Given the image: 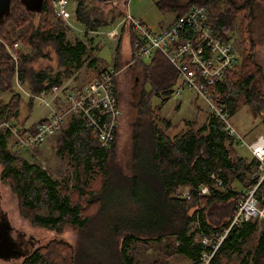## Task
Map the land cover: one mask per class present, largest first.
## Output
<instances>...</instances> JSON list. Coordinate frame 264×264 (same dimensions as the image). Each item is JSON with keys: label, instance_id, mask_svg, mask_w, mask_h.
<instances>
[{"label": "trees", "instance_id": "trees-1", "mask_svg": "<svg viewBox=\"0 0 264 264\" xmlns=\"http://www.w3.org/2000/svg\"><path fill=\"white\" fill-rule=\"evenodd\" d=\"M76 1L74 16L85 26V32L112 26L123 16L115 10L108 12L110 20L94 16L97 11L104 12L96 1L111 0ZM195 3L208 8L210 19L226 40L232 38V31L238 24L241 43L250 44L244 48L237 70L226 71L217 83L220 101L232 115L240 102L250 105L253 111L264 109L260 87L262 67L255 58L251 38L253 1H157L161 10L173 12L175 18ZM52 13L55 12L51 0H42L39 11L28 8L22 0H11L0 20V93L12 91L15 78L32 94L50 90L54 84L60 85V72L52 75L47 67L37 66L41 58L49 56L47 47H53L64 69L72 63H81L86 44L81 40L75 44L69 42L66 25L60 19L54 21ZM14 42L26 47V50L15 49L17 61L8 51ZM117 66L115 68L119 69ZM144 77L145 82L151 84V90L143 89L137 104L151 113L152 121L158 106L151 107V96L159 90L164 94L172 92L178 74L168 59L156 52L145 68ZM8 110L9 103H0V124L8 119ZM261 116L264 123V112ZM140 124H134L133 128V173L123 176L116 175L110 167L116 141L111 149L101 147L96 134L79 116H74L59 137L60 150L71 158L76 172L73 189L67 184L60 185L39 164L18 159L8 148L7 132L10 131L0 130L3 167L0 177L9 182L19 196L23 215L34 225L48 229L59 231L70 224L80 231L85 230L90 246L77 248L64 240L53 239L32 251L19 264H89L92 260L103 264H169L175 254L187 257L193 264H202V253L211 252L212 248L203 244L201 238H212L228 228L238 198L258 181V160L253 154L252 158L241 155L222 124L211 115L198 129L190 127L173 137L152 122L147 142L141 141L143 126L140 128ZM34 125L23 129L31 130ZM115 179L124 180L129 183L127 187H133L130 196H135V205L118 211L107 209L116 199L112 198ZM218 179L222 180L221 186L216 185ZM98 181L99 186L93 189ZM205 186L209 190L203 194L201 189ZM138 187H141L142 196L136 193ZM180 188L189 190L190 197L179 196ZM257 191L264 198V180ZM75 193L78 198L74 200ZM42 207H46L43 213L39 211ZM194 223H197V240L190 232ZM167 237H174L175 243L164 244ZM249 241H253L252 248L244 251L243 245ZM150 242L157 243L161 253L152 254L145 261L138 259L135 254L140 253L139 248H148ZM243 252L238 264H264V222L261 228L257 220L233 225L208 264H231L234 256ZM102 256L104 258H100Z\"/></svg>", "mask_w": 264, "mask_h": 264}, {"label": "rangeland", "instance_id": "rangeland-1", "mask_svg": "<svg viewBox=\"0 0 264 264\" xmlns=\"http://www.w3.org/2000/svg\"><path fill=\"white\" fill-rule=\"evenodd\" d=\"M158 0H111V1H96L98 6H102L103 11H97L94 16L96 18H107L110 20V16L107 15L111 10L118 12L129 13L134 18L143 19L148 23L147 25L152 30H159L170 20L172 13L169 11H163L157 5ZM186 1V0H181ZM241 1V0H239ZM25 5L30 9L38 6L39 0H23ZM76 0H69V10L73 14L70 21L67 22L61 19L58 15H53V20H62L65 26L66 38L69 42L74 43L79 40L84 41L87 45V49L83 55L84 59L92 58L98 51V57L107 63L112 61V51L115 45V41L105 36V39L96 37L100 35L92 32H85V26L76 20L74 16ZM260 6L254 13V18L251 24V38L253 43V50H255V58L262 67V79L260 81L261 97H264V2L260 1ZM201 5L200 3H195ZM194 5V4H192ZM191 7V6H190ZM99 10V9H98ZM187 11V10H186ZM185 11V12H186ZM103 16V17H102ZM122 17V16H121ZM120 17V18H121ZM118 18V17H117ZM119 19V18H118ZM117 20L115 21V23ZM115 23L113 25H115ZM112 26H102V31L113 28ZM102 34H105L102 32ZM233 44L235 45L239 54V63L234 70L238 68L244 55V48L249 47L250 44H242V35L238 24L232 31ZM101 42V43H100ZM19 43V50L24 49V45ZM252 45V44H251ZM100 46V48H99ZM49 56L41 58L37 64L38 67H47L50 74H54L57 70H62L63 67L58 62V57L55 54L53 47H47ZM26 50V47L25 49ZM27 50H29L27 48ZM30 51V50H29ZM32 52V51H30ZM90 61V59H88ZM147 57H143L138 63L131 66H124V70L121 72L118 80V89H120L124 101L123 115L121 118L120 129L117 135V140L112 151L110 158V167L112 172L116 175L130 176L132 171V158L134 149V124L141 123L140 128L143 126L142 142H147L150 136V127L152 122L159 128L165 131L170 137L176 134H181L188 128L192 127L198 129L204 123L207 122L209 117V111L207 110L206 101L196 92L188 90L183 87L181 82L174 84L172 92L164 94L162 90H159L157 94L151 96V107L156 108L157 111L151 121V113L148 110H143L137 104L139 99V92L144 88L145 77L142 66L148 62ZM65 69L62 71L64 72ZM239 71V69H238ZM145 89L151 90V84L146 83ZM179 93H176V90ZM12 91L7 93H0V103H9L8 119L6 121L15 122L16 125H23L22 120L29 118V123H37L39 119L46 116L51 106L40 104V98H36L32 93L15 78L12 84ZM19 93V95L17 94ZM51 94L47 96V99L52 101ZM55 100V98H54ZM241 100L243 98L241 97ZM261 105H263L261 103ZM33 108V109H32ZM50 108V109H49ZM30 112L32 114L30 115ZM264 109H258L253 111V108L243 102H240L239 107L232 115V119L240 132L247 138L251 139L256 134H264V123L261 113ZM27 118V119H28ZM69 120V119H67ZM151 121V122H150ZM168 123V124H167ZM31 124V125H32ZM66 125L62 124L61 130L56 132L40 147L33 149H27L21 147L15 142L12 136L9 138L8 148L9 150L18 156V159H27L29 162L39 164L44 170H46L52 179L57 180L60 185L67 184L69 189H73L76 184V172L72 164L71 158L66 155V152L61 151V143L59 137L62 134V130ZM0 130L5 132V127H0ZM237 151L248 158H252V153L247 147H241L236 145ZM143 164L141 161L140 164ZM19 166V162L17 163ZM2 164L0 163V175L2 172ZM117 178V177H116ZM124 180L113 181L114 193L112 198H116L107 207L112 211H118V209L128 208L131 205H135V196H130L133 187H127L129 183ZM99 184L96 183L93 187L95 189ZM234 186V183H232ZM99 186V185H98ZM240 187V186H239ZM137 195L142 196L141 187L137 188ZM179 196H184L187 193V189L180 188ZM78 196L73 194L75 200ZM261 205H264V198ZM46 207H42L39 211L45 212ZM114 213V212H113ZM105 220V219H104ZM103 220V221H104ZM259 228L262 227L264 218L258 219ZM8 223L9 225V237L12 238L14 244H12V255L9 253L7 257H0V264H19L23 259L29 255L32 251L46 245L53 239L64 240L68 243L75 245L77 248H89L88 239L86 238L87 232L85 230L80 231L78 228L73 227L70 224H66L63 229L57 231L54 229L44 228L38 225H34L25 215H23L19 196L14 191L9 182L2 181L0 177V225ZM102 223V221L100 222ZM197 223L192 224L190 232L194 233V239H199V235L195 234ZM98 222H96V225ZM174 237H167L163 240L164 244L175 243ZM163 244V245H164ZM253 241L246 242L243 245L244 251L252 248ZM148 248L140 247L139 254H135L138 259L144 260L148 256L154 254L159 255L161 252L159 245L155 242H150ZM4 253V252H3ZM18 253L20 256H15ZM243 253L234 256L231 264H238ZM100 258H104L103 256ZM169 264H193L191 260L182 255H172Z\"/></svg>", "mask_w": 264, "mask_h": 264}, {"label": "built area", "instance_id": "built-area-1", "mask_svg": "<svg viewBox=\"0 0 264 264\" xmlns=\"http://www.w3.org/2000/svg\"><path fill=\"white\" fill-rule=\"evenodd\" d=\"M51 6L61 19L70 21L73 14L69 10V0H51ZM123 21H127L133 30V60L152 58L156 52L162 53L177 71L175 84L181 82L183 87L200 95L207 103L209 114L222 124L226 135L236 145L247 147L258 160V181L238 198L228 228L212 238H201L203 244L212 248L211 252L202 253V264H208L233 225L264 218V205H261L263 197L257 191L264 180V134L247 139L235 125L230 110L220 101L221 95L216 88L225 72L237 67L239 54L232 40H226L216 29L208 8L202 4L192 5L157 31L129 13L124 14ZM18 46L19 43L14 42L13 47H8L9 54L15 61L18 59L15 52ZM118 73L119 69L107 67L82 90H68V103L63 110L55 109L51 104L60 92L67 89V85L54 84L50 90L32 94L46 106H51L48 115L35 123L31 130H24L10 121H3L0 127L8 129L21 147L33 149L58 132L67 116L77 115L96 134L100 146L111 149L117 138L122 115L119 100L113 90ZM176 93H179L178 89ZM50 94L52 101L47 99ZM216 185L221 186L222 180L218 179ZM208 190L205 186L201 192L206 194ZM184 196L190 197L189 190Z\"/></svg>", "mask_w": 264, "mask_h": 264}, {"label": "crops", "instance_id": "crops-1", "mask_svg": "<svg viewBox=\"0 0 264 264\" xmlns=\"http://www.w3.org/2000/svg\"><path fill=\"white\" fill-rule=\"evenodd\" d=\"M126 13H127V11H126ZM171 13H172V15L170 17V20L166 24L171 23L175 19V15L173 14V12H171ZM123 16L121 18L117 19V22L115 23V25H113L112 29L105 30V31H102L101 29H99V30L93 31L94 34L95 33L100 34V35H95V38L100 37L102 39H105V36H106L109 39L115 41V45H114V48L112 51L111 63H107L98 57V51H99V49H98V51L96 52L95 55L92 56V58H88V59H90V61L88 59H84L83 56H81L82 60H81V63L79 65L76 62L72 63V64H70V67H67V69L64 70V72L62 70L65 68V66L62 65V67H63L62 70H57L56 72H54V74L60 72L61 84L67 85V89L60 92V94L55 98V100H53V107L55 109L63 110L66 107V105L68 103L67 98H66V93L68 90L78 92V91L82 90L83 87L87 83H89L94 78L98 77L100 72L103 69H105L107 67H111V66L115 67L118 65L119 66V73H118L116 80L114 82V87H115V92H116V90L118 89L117 88L118 87V80H119L121 72L124 70L125 64H126V66L129 67L132 64H136L140 61V60H133L132 40H133L134 34H133V30H132L131 26L128 24V22L123 21ZM144 22L146 23V21H144ZM146 24H148V23H146ZM102 32L105 34H102ZM82 42L85 43L84 41H82ZM75 43L76 42H74L72 44H75ZM99 48H100V46H99ZM148 59H149L148 62L146 64H144V66H142L143 69H145L146 66L150 63L151 58H148ZM58 62H59V60H58ZM48 71H49V69H48ZM144 73H145V70H144ZM54 74H52V75H54ZM145 84H146V82H145ZM145 84H144V88H142L140 90L139 94L143 91V89H145ZM40 104L42 105L43 103L40 102ZM31 114H32V112H30V115ZM122 115H123V109H122ZM122 115L120 117V123H119V128L117 130V135H118V132L120 129ZM46 116L39 119V121L44 119ZM74 116H77V115H70V116H67L65 118V120L63 122V126H64V124L66 126L64 128L68 127L69 123L71 122V119ZM27 118H24L22 120V123H23V125H25V127H22L20 124H18L17 126H19L21 128L29 127L32 123H29L30 117L28 119ZM67 119H69V120H67ZM13 123L16 124L15 122H13ZM256 135H258V134H256ZM256 135H254L253 137H250V138L252 139ZM11 136L15 139V137L11 134V132L10 133L7 132L8 144H9V138ZM49 138H47V140ZM116 140H117V138H116ZM15 142L17 143V140H15ZM45 142H43L40 146H42ZM40 146H38V147H40Z\"/></svg>", "mask_w": 264, "mask_h": 264}, {"label": "water", "instance_id": "water-1", "mask_svg": "<svg viewBox=\"0 0 264 264\" xmlns=\"http://www.w3.org/2000/svg\"><path fill=\"white\" fill-rule=\"evenodd\" d=\"M10 2H11V0H0V20L6 14V11L9 7ZM22 2H23V0H22ZM41 5H42V0H39L38 6L35 8H32V10L39 11L41 8ZM9 228L10 227H9L8 223H4L3 225H0V257H7V255L9 253H11V255H12L11 246L14 243L12 241V238L9 237ZM20 254H23V253H18L15 256H20ZM89 264H103V263H101L100 261H97V260H92L89 262Z\"/></svg>", "mask_w": 264, "mask_h": 264}, {"label": "flooded vegetation", "instance_id": "flooded-vegetation-1", "mask_svg": "<svg viewBox=\"0 0 264 264\" xmlns=\"http://www.w3.org/2000/svg\"><path fill=\"white\" fill-rule=\"evenodd\" d=\"M252 1H253L252 6H253V9H254V12L256 13L257 9L260 6V3H261L260 1L264 2V0H252ZM116 96H117V98L119 100V103H120V106H121V110H122L123 109L122 106L124 105V101H123V97H122V93H121L120 89L116 90Z\"/></svg>", "mask_w": 264, "mask_h": 264}]
</instances>
